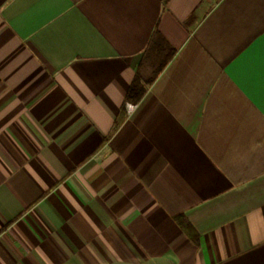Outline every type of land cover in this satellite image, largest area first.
Instances as JSON below:
<instances>
[{"label": "crops", "instance_id": "1", "mask_svg": "<svg viewBox=\"0 0 264 264\" xmlns=\"http://www.w3.org/2000/svg\"><path fill=\"white\" fill-rule=\"evenodd\" d=\"M0 264H264V0H0Z\"/></svg>", "mask_w": 264, "mask_h": 264}, {"label": "trees", "instance_id": "2", "mask_svg": "<svg viewBox=\"0 0 264 264\" xmlns=\"http://www.w3.org/2000/svg\"><path fill=\"white\" fill-rule=\"evenodd\" d=\"M172 56L173 54L170 55V57L167 59V62H169ZM167 62L164 63V65L167 64ZM153 80L154 79L150 80L149 83L150 84L153 83ZM144 94H145L144 85L142 84L140 78H136L128 91L127 99L133 103H137L142 99Z\"/></svg>", "mask_w": 264, "mask_h": 264}]
</instances>
